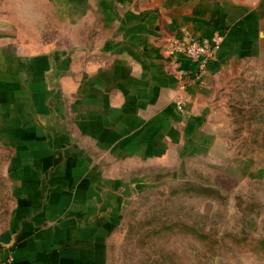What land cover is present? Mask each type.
<instances>
[{
    "label": "crops",
    "instance_id": "obj_1",
    "mask_svg": "<svg viewBox=\"0 0 264 264\" xmlns=\"http://www.w3.org/2000/svg\"><path fill=\"white\" fill-rule=\"evenodd\" d=\"M52 1L0 0V264H109L130 164L209 146L222 79L264 78V0ZM47 9L57 39L20 45ZM187 33L223 37L200 81L167 54Z\"/></svg>",
    "mask_w": 264,
    "mask_h": 264
},
{
    "label": "rangeland",
    "instance_id": "obj_2",
    "mask_svg": "<svg viewBox=\"0 0 264 264\" xmlns=\"http://www.w3.org/2000/svg\"><path fill=\"white\" fill-rule=\"evenodd\" d=\"M52 2L32 0L40 9ZM44 11L47 28L28 24V40L18 28L20 45L41 46V30L57 39L55 13ZM222 85L209 146L183 145L161 165L130 164L109 264H264V78L246 70ZM8 158L0 143V226Z\"/></svg>",
    "mask_w": 264,
    "mask_h": 264
},
{
    "label": "built area",
    "instance_id": "obj_3",
    "mask_svg": "<svg viewBox=\"0 0 264 264\" xmlns=\"http://www.w3.org/2000/svg\"><path fill=\"white\" fill-rule=\"evenodd\" d=\"M222 43L223 37L218 33H215L210 40L205 41L187 33L186 39L171 41L167 54L170 58H174L178 52L183 53L195 66L191 79L200 81L207 72L208 64L216 58Z\"/></svg>",
    "mask_w": 264,
    "mask_h": 264
}]
</instances>
